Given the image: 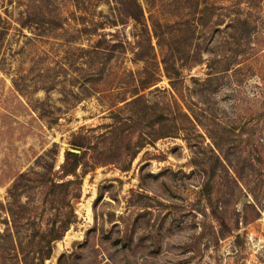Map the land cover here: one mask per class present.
<instances>
[{"label": "rangeland", "instance_id": "1", "mask_svg": "<svg viewBox=\"0 0 264 264\" xmlns=\"http://www.w3.org/2000/svg\"><path fill=\"white\" fill-rule=\"evenodd\" d=\"M0 14V264H264V0Z\"/></svg>", "mask_w": 264, "mask_h": 264}, {"label": "trees", "instance_id": "2", "mask_svg": "<svg viewBox=\"0 0 264 264\" xmlns=\"http://www.w3.org/2000/svg\"><path fill=\"white\" fill-rule=\"evenodd\" d=\"M7 21L4 17H2V15L0 14V31H1V34H4L6 33V31L8 30V26H7ZM73 167L70 166L68 167L66 170L63 169V172H73Z\"/></svg>", "mask_w": 264, "mask_h": 264}]
</instances>
